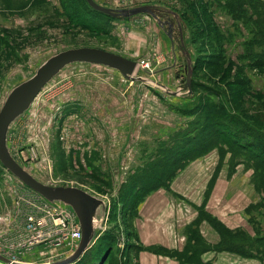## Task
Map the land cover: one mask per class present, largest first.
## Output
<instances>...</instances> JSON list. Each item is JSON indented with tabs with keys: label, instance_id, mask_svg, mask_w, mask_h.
<instances>
[{
	"label": "rangeland",
	"instance_id": "obj_1",
	"mask_svg": "<svg viewBox=\"0 0 264 264\" xmlns=\"http://www.w3.org/2000/svg\"><path fill=\"white\" fill-rule=\"evenodd\" d=\"M92 2L112 10L156 6L162 12L158 19L147 15L121 19L94 11L86 0H0V108L11 89L68 49H101L138 64L130 80L102 67H65L45 85L8 136L12 158L37 181L75 188L105 202L103 232L115 244L107 264H128L122 248L129 243L134 216L129 204L140 198L133 183L143 168L157 163L155 152L167 138L150 133L156 132L162 118L170 122V116L174 121L187 119L181 129L194 114L210 124L225 115L221 110L215 113L216 103L259 129L256 117L264 112V97L256 92L264 95V66L252 67V55L264 54V39L257 36L254 22L235 18L225 0ZM210 23L216 36L209 37L205 30ZM137 28L141 39H130L138 42V47H131L130 30ZM242 82L251 92L239 86ZM209 88L221 95L212 96ZM190 109H195L192 114ZM235 121L230 122L239 126ZM217 143L228 148L224 140ZM225 155L230 157L219 153L220 159ZM235 160L252 170L243 154ZM32 192L0 164V256L11 257L24 247L26 255L20 261L28 264L53 259L61 251L24 246L31 240L24 223ZM255 192L257 202L248 212L251 240L264 237V193ZM100 247L95 244L85 253L88 264L101 259Z\"/></svg>",
	"mask_w": 264,
	"mask_h": 264
},
{
	"label": "crops",
	"instance_id": "obj_2",
	"mask_svg": "<svg viewBox=\"0 0 264 264\" xmlns=\"http://www.w3.org/2000/svg\"><path fill=\"white\" fill-rule=\"evenodd\" d=\"M140 29L130 30L127 44L131 47H138V42L130 39H141ZM171 117L170 122L162 118L156 132L150 134L162 139L185 126L187 119L174 121ZM220 156L214 149L189 162L174 177L169 190L158 189L139 203L131 222L134 238L127 250L128 264H262L255 258L216 249L221 235L210 220L252 237L247 209L258 199L251 184L253 171L242 163L231 166L228 155Z\"/></svg>",
	"mask_w": 264,
	"mask_h": 264
},
{
	"label": "trees",
	"instance_id": "obj_3",
	"mask_svg": "<svg viewBox=\"0 0 264 264\" xmlns=\"http://www.w3.org/2000/svg\"><path fill=\"white\" fill-rule=\"evenodd\" d=\"M225 5L231 10L237 20L254 22L257 30L256 34H258L257 36L264 39L263 0H225ZM197 30H200L201 33L204 32V28L202 27H199ZM205 30L209 34V37H212V35L216 36V27L212 23H210L209 29ZM210 40L214 42V40L218 41V38H211ZM258 42L259 44L261 43L260 41ZM220 50H222L221 47ZM252 60V67L264 66V54L257 56L252 55ZM239 86H244V89L251 92L248 85L244 82L239 83ZM209 91L212 96L218 97L221 95L219 90L209 88ZM256 93L258 97H264L263 94ZM228 98V102H231L229 96ZM213 108L215 113L224 112V117H220L218 120H212L210 124H208L206 122V117L197 118L198 115L194 114V118L188 123L186 128L178 130L169 135L166 140L160 142V147L155 152L159 153L157 163L151 164L148 168H143V172L141 171L139 173V178L133 183V185H136V192L139 194L138 196L140 198L138 201L129 204V212L132 214L134 211L132 220L136 216L139 203L147 195L158 189L169 190L170 183L179 171L189 162L206 155L214 149H217L221 157L229 153V163L231 166L241 164L243 161H236L235 158L243 154L245 159L252 164L253 173L251 182L253 186L256 190L264 193V112L260 111L257 113L259 116L256 117L257 122L259 121L258 124L261 126L258 129L250 122L242 118L241 120L236 114L235 116L238 119L233 117L230 111H227L219 103L213 105ZM194 110L195 109H193V111ZM189 111H191V114L193 113L192 109ZM233 120H236L235 123L237 122L239 126L236 127L230 122ZM219 139L221 141L224 140V145H227L228 148H221L217 143ZM253 208V206H249L247 214ZM210 223L213 226L215 225V228L221 235V244L216 248L217 250H226L245 258H255L260 262H264V237L260 236L251 240L253 236H249L242 230L232 232L220 224L219 226L216 225L213 220H210ZM106 233L108 232H104L95 242L96 245L98 243L101 244L100 251H103L101 259L103 261H101L100 264L108 263V258L112 254L115 246L114 241L112 242L111 237ZM132 238H134V233L130 224L129 243H127V248H124V253H127L128 248L132 247ZM85 255L86 254L75 264L90 263L85 260Z\"/></svg>",
	"mask_w": 264,
	"mask_h": 264
},
{
	"label": "water",
	"instance_id": "obj_4",
	"mask_svg": "<svg viewBox=\"0 0 264 264\" xmlns=\"http://www.w3.org/2000/svg\"><path fill=\"white\" fill-rule=\"evenodd\" d=\"M86 2L94 11L113 18L126 19L147 15L158 19L162 12L156 6L112 10L98 6L92 0H86ZM73 65H90L117 71L126 80L133 79L138 71L136 62L108 51L88 47L68 49L47 59L28 80L11 89L0 108V164L2 167L43 199L71 208L78 219L81 239L77 249L68 258L53 264H75L83 257L92 247L97 231L104 223L107 205L101 199L90 196L81 190L49 187L37 181L12 158L8 148V136L13 125L29 110L45 85L65 67ZM190 77L191 73L189 72L186 84L188 90ZM137 80L144 81L142 78H137ZM0 261L8 263L2 256H0Z\"/></svg>",
	"mask_w": 264,
	"mask_h": 264
},
{
	"label": "built area",
	"instance_id": "obj_5",
	"mask_svg": "<svg viewBox=\"0 0 264 264\" xmlns=\"http://www.w3.org/2000/svg\"><path fill=\"white\" fill-rule=\"evenodd\" d=\"M32 194L34 195L32 201L29 196L31 210H28L24 223L25 231L31 236V240L30 244L24 246L27 245L31 249L41 246L43 250L53 251L61 248V251L58 256H51L53 259L46 260L45 257L42 261L29 264H53L68 258L77 249L81 239V230L75 213L66 205L53 204L36 193ZM103 225L99 227L97 236L105 231ZM25 252L26 249L23 247L22 250L13 252L11 257L5 258L1 255L8 261L2 264H28L20 261L26 255Z\"/></svg>",
	"mask_w": 264,
	"mask_h": 264
},
{
	"label": "bare ground",
	"instance_id": "obj_6",
	"mask_svg": "<svg viewBox=\"0 0 264 264\" xmlns=\"http://www.w3.org/2000/svg\"><path fill=\"white\" fill-rule=\"evenodd\" d=\"M34 103V102H33Z\"/></svg>",
	"mask_w": 264,
	"mask_h": 264
}]
</instances>
